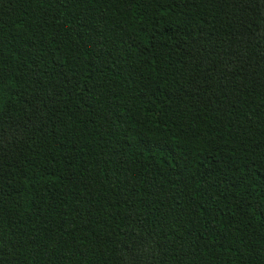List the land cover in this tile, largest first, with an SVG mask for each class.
Returning a JSON list of instances; mask_svg holds the SVG:
<instances>
[{
	"label": "trees",
	"instance_id": "obj_1",
	"mask_svg": "<svg viewBox=\"0 0 264 264\" xmlns=\"http://www.w3.org/2000/svg\"><path fill=\"white\" fill-rule=\"evenodd\" d=\"M0 264H264V0H0Z\"/></svg>",
	"mask_w": 264,
	"mask_h": 264
}]
</instances>
